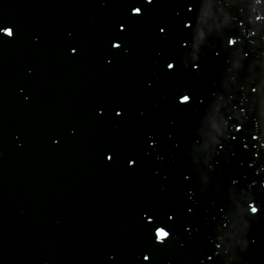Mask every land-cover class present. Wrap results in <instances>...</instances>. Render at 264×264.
<instances>
[{"label": "water", "instance_id": "1", "mask_svg": "<svg viewBox=\"0 0 264 264\" xmlns=\"http://www.w3.org/2000/svg\"><path fill=\"white\" fill-rule=\"evenodd\" d=\"M0 264H264V0H0Z\"/></svg>", "mask_w": 264, "mask_h": 264}]
</instances>
